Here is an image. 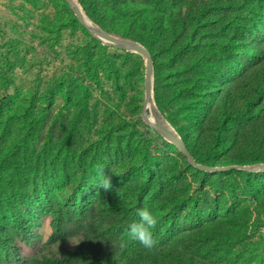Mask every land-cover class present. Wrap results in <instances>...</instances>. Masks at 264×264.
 Here are the masks:
<instances>
[{
    "label": "rangeland",
    "instance_id": "rangeland-1",
    "mask_svg": "<svg viewBox=\"0 0 264 264\" xmlns=\"http://www.w3.org/2000/svg\"><path fill=\"white\" fill-rule=\"evenodd\" d=\"M90 1L105 29L149 49L158 64L156 104L184 141L194 107L212 106L213 120L224 121L225 85L239 84L234 103L242 120L253 88H264V0ZM144 75L140 54L102 43L63 0H0V223L26 214L38 197L50 196L51 211L72 204L78 189L98 185L101 167L113 187L100 188L96 206L123 204V195H111L121 179L143 185L152 166L154 189L160 176L170 181L147 208L158 218L152 250L160 264H264V172L217 173L206 183L183 173L182 153L142 118ZM255 130L264 133V118ZM247 157L263 160L264 148ZM228 165L235 164L217 166ZM39 218L31 221L32 247L18 237L25 257L81 249L86 228L75 216L64 220L55 244L52 217ZM128 229L100 256L115 259L141 245Z\"/></svg>",
    "mask_w": 264,
    "mask_h": 264
},
{
    "label": "trees",
    "instance_id": "trees-1",
    "mask_svg": "<svg viewBox=\"0 0 264 264\" xmlns=\"http://www.w3.org/2000/svg\"><path fill=\"white\" fill-rule=\"evenodd\" d=\"M63 1L67 4L65 0ZM81 4L92 20L106 28L102 24L99 13L92 1L81 0ZM74 16L78 20L75 14ZM78 22L80 23L79 20ZM181 49H184V46ZM157 67L158 64L155 63V68L157 69ZM208 89L203 88V91ZM236 89H239V84L235 87L225 85L220 89L224 121L215 122L209 111V109L212 110V106L207 108V104L194 107L190 112L192 126L188 131L189 137L185 139V142L197 162L209 166L225 164L249 165L264 162V159L252 158L249 160L247 157L248 151L255 152L256 149L264 148V133L255 130L258 123L264 118V88H253L254 94L247 102L243 120L240 115L235 114L234 92ZM233 123L237 124L235 129L230 128ZM73 124L75 126L76 121ZM191 143L201 147L200 154H197L192 148ZM204 151H212V153L218 151L219 154H217L215 160H213L212 156L202 158L201 154ZM225 155H229L228 158L224 162H219ZM183 157L180 167L183 173L184 170H187L198 174L204 183L209 177L217 174L200 171L191 166L184 155ZM160 168L161 164H159L158 169L160 170ZM144 173L147 174V177L143 179V185H141V178L121 179L120 185L123 187L115 188L111 195L114 201L123 195L125 203L119 205L110 203L111 208H108V206L104 208V205L103 207L96 206V194L100 190L97 185L78 189L72 204H69L70 201L59 202L58 208L54 211L50 209V203L52 202L50 196L47 202H44L42 197H38L27 208L26 214L14 216L11 221L7 220L0 223V264H160L158 256L152 249H146L137 244H132L129 248L121 250L115 259L100 256L104 244L118 237L133 222H139L136 210L138 208H148L152 203L153 196L162 195L170 186V181L160 176L158 179L159 186L154 189L157 170L152 166H147ZM179 179L182 178L179 177ZM36 206L39 209H36ZM97 207L100 208L99 213L102 212V216H100L101 214L99 216L94 214ZM41 212L52 217L53 232L50 237L52 244L62 240L64 220L70 216H75L77 222L86 228L81 249L78 251L64 249L58 255L52 257H40L37 254L32 257H25L22 254L18 237H23L28 246H33L29 240L30 233H34L31 221H38ZM30 217L31 220L29 219Z\"/></svg>",
    "mask_w": 264,
    "mask_h": 264
},
{
    "label": "water",
    "instance_id": "water-1",
    "mask_svg": "<svg viewBox=\"0 0 264 264\" xmlns=\"http://www.w3.org/2000/svg\"><path fill=\"white\" fill-rule=\"evenodd\" d=\"M65 1L76 15L80 23L102 43L118 49L136 52L143 57L145 62V96L142 118L145 124L152 128L166 141L174 145L185 156L191 166L206 173H222L233 170H241L251 173L264 172V163L256 165L209 166L197 162L179 132L173 127V125L164 116L156 104L154 95L155 65L149 49L137 40L114 34L97 24L86 13L84 7L78 0Z\"/></svg>",
    "mask_w": 264,
    "mask_h": 264
},
{
    "label": "clouds",
    "instance_id": "clouds-1",
    "mask_svg": "<svg viewBox=\"0 0 264 264\" xmlns=\"http://www.w3.org/2000/svg\"><path fill=\"white\" fill-rule=\"evenodd\" d=\"M104 169L103 167L98 169L100 179L97 187L109 191L113 185L111 177L105 175ZM136 215L139 217V222H133L129 226L128 236L138 241L146 249H152L156 244L153 238V230L158 224V218L147 208H138Z\"/></svg>",
    "mask_w": 264,
    "mask_h": 264
}]
</instances>
